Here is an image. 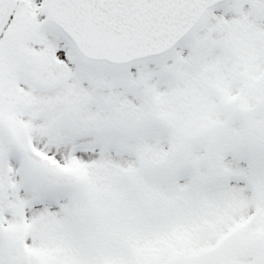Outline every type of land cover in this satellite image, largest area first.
<instances>
[{
    "label": "snow or ice",
    "instance_id": "obj_1",
    "mask_svg": "<svg viewBox=\"0 0 264 264\" xmlns=\"http://www.w3.org/2000/svg\"><path fill=\"white\" fill-rule=\"evenodd\" d=\"M0 264H264V0H0Z\"/></svg>",
    "mask_w": 264,
    "mask_h": 264
}]
</instances>
